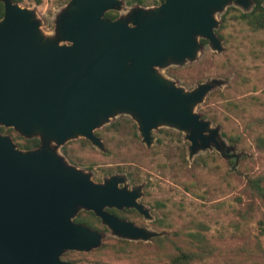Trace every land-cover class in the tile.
<instances>
[{"label":"water","instance_id":"water-1","mask_svg":"<svg viewBox=\"0 0 264 264\" xmlns=\"http://www.w3.org/2000/svg\"><path fill=\"white\" fill-rule=\"evenodd\" d=\"M0 2V128L41 142L24 151L0 132V264H67L61 257L69 251L98 249L103 234L75 222L83 210L94 212L117 238L150 242L160 236L107 212L135 209L151 220L139 202L141 186L130 190L122 175L95 182L58 149L83 138L104 150L95 132L123 115L136 122L148 148L153 131L167 127L185 135L189 158L212 148L233 150L220 127L196 112L224 82L212 79L187 90L161 73L197 61L202 40L224 51L217 15L229 0H165L115 20L105 15L122 11L123 0H70L52 38L33 10ZM237 5L247 11L252 0Z\"/></svg>","mask_w":264,"mask_h":264},{"label":"rangeland","instance_id":"rangeland-1","mask_svg":"<svg viewBox=\"0 0 264 264\" xmlns=\"http://www.w3.org/2000/svg\"><path fill=\"white\" fill-rule=\"evenodd\" d=\"M20 5L36 13L43 34L52 38L68 1L25 0ZM133 7L124 2L119 16ZM233 8L224 23L227 9L217 15L219 28L223 25L222 53L206 45L197 61L161 70L187 90L212 79L224 82L196 112L220 127L222 140L233 150L212 148L189 158L185 135L167 127L153 131L155 143L148 148L136 122L123 115L98 129L104 150L83 138L68 142L67 154L58 149L95 182L122 175L130 190L141 186L139 202L153 218L132 215L130 220L163 238L125 245L108 230L103 234L106 246L76 257L79 264H164L178 247H189L188 234L197 231L208 248L204 260L195 264H264V201L248 186L251 178L264 177V151L255 145L256 137L264 134V30L253 31L234 19L242 10ZM230 137H239V142L232 143Z\"/></svg>","mask_w":264,"mask_h":264},{"label":"trees","instance_id":"trees-1","mask_svg":"<svg viewBox=\"0 0 264 264\" xmlns=\"http://www.w3.org/2000/svg\"><path fill=\"white\" fill-rule=\"evenodd\" d=\"M25 0H13L14 3L21 4ZM68 2L70 0H67ZM126 5L128 6H154V5H160L165 0H123ZM254 6L252 9L247 10L244 12L239 11V15H234V19H237L239 21H243L246 23L251 30L253 31H260L264 30V0H253ZM235 9L233 7L229 8L222 16V22L224 23L227 19V15L230 14L231 10ZM5 14V8L4 4L0 2V20L4 17ZM119 17V13L115 11L108 12L105 15V18L115 20ZM223 28V25L216 30V33L218 37L222 40L223 35L221 34V29ZM202 44L204 46L208 45L207 40H202ZM202 118L206 119L207 116H202ZM1 133L3 135H9L12 137L14 142L16 143L18 149L28 151L36 149L40 146L41 142L38 138L33 137L30 139L24 138L20 134H18L14 129L12 128H1ZM98 135H101V133H98ZM223 136L226 137V134L223 133ZM232 143H238L239 137L236 138H229ZM83 142L90 144L91 142L89 140L84 139ZM92 144V143H91ZM255 145L256 148L260 151H264V134L258 135L255 139ZM64 148V147H63ZM64 152L67 154L66 148H64ZM230 157V156H229ZM234 163V162H233ZM248 186L250 190L255 194L256 197L260 198L262 201H264V177L258 176L255 178H251L248 182ZM110 213L116 214L117 216H120V218H126L127 220L131 221L130 217L132 215L136 216H143L141 215L137 210L135 209H126L123 212H119L115 209H109ZM75 222L78 224H84L88 226L89 228H92L102 234H106L109 230V228L105 225H103L101 219L96 216L94 212L91 211H80L78 216L75 218ZM146 227V226H142ZM188 237L190 238V246L189 247H182L177 248L176 252L169 256L168 261L164 264H195V262L204 260V253L208 248V242L204 235L201 232H190L188 234ZM117 240L119 243H124L125 245H131L132 243L128 241H125V239ZM105 241V239L103 238ZM155 241H162V236H158L153 238ZM102 241V242H104ZM139 242V241H138ZM106 246L105 243H102V246L97 250V252L101 251ZM87 255V253H81L76 251H69L65 253L61 260L67 264H79V261L76 259V257Z\"/></svg>","mask_w":264,"mask_h":264},{"label":"flooded vegetation","instance_id":"flooded-vegetation-1","mask_svg":"<svg viewBox=\"0 0 264 264\" xmlns=\"http://www.w3.org/2000/svg\"><path fill=\"white\" fill-rule=\"evenodd\" d=\"M229 5H228V7H227V10L230 8V7H237V8H240L243 12H244V5H237V0H229ZM253 6H254V2H253V0H252V5H251V7L248 9V10H250V9H252L253 8ZM219 28V27H218ZM217 28V29H218ZM98 130L95 132V134L98 136V137H100L101 138V136L100 135H98ZM102 139V138H101ZM66 147V145L64 146V148ZM63 148V149H64ZM222 153H223V151H222ZM109 209H115V208H108L107 209V212L108 213H110L108 210ZM115 210H118L119 212H123L124 210H126V208L125 209H122V210H119V209H115ZM111 215H114V216H116V217H118V218H120V216H117L116 214H113V213H110ZM120 219H122V220H126V221H128V222H133V221H129V220H127L126 218H120ZM133 223H135V222H133ZM136 224V223H135ZM137 226H139V227H142V226H140V225H138V224H136Z\"/></svg>","mask_w":264,"mask_h":264}]
</instances>
